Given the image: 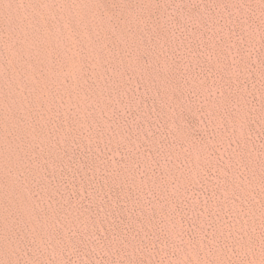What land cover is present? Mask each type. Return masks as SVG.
Returning a JSON list of instances; mask_svg holds the SVG:
<instances>
[{
	"label": "rangeland",
	"instance_id": "374dc122",
	"mask_svg": "<svg viewBox=\"0 0 264 264\" xmlns=\"http://www.w3.org/2000/svg\"><path fill=\"white\" fill-rule=\"evenodd\" d=\"M0 264H264V0H0Z\"/></svg>",
	"mask_w": 264,
	"mask_h": 264
}]
</instances>
